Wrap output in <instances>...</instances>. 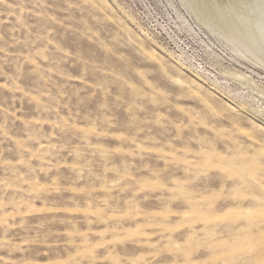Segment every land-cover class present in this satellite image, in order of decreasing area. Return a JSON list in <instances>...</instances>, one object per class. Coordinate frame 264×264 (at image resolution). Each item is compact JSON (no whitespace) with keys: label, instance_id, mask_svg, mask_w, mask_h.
Segmentation results:
<instances>
[{"label":"rangeland","instance_id":"rangeland-1","mask_svg":"<svg viewBox=\"0 0 264 264\" xmlns=\"http://www.w3.org/2000/svg\"><path fill=\"white\" fill-rule=\"evenodd\" d=\"M262 4L0 0V264H264Z\"/></svg>","mask_w":264,"mask_h":264},{"label":"snow or ice","instance_id":"snow-or-ice-1","mask_svg":"<svg viewBox=\"0 0 264 264\" xmlns=\"http://www.w3.org/2000/svg\"><path fill=\"white\" fill-rule=\"evenodd\" d=\"M189 6H190V7H197L196 4H190ZM261 8L264 9V4L261 5Z\"/></svg>","mask_w":264,"mask_h":264}]
</instances>
